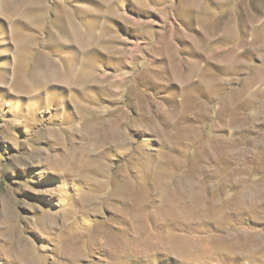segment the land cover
Listing matches in <instances>:
<instances>
[{
	"label": "rangeland",
	"instance_id": "1",
	"mask_svg": "<svg viewBox=\"0 0 264 264\" xmlns=\"http://www.w3.org/2000/svg\"><path fill=\"white\" fill-rule=\"evenodd\" d=\"M0 264H264V0H0Z\"/></svg>",
	"mask_w": 264,
	"mask_h": 264
}]
</instances>
